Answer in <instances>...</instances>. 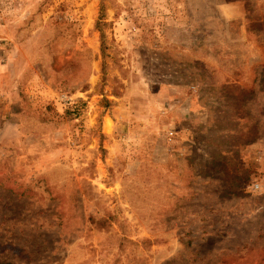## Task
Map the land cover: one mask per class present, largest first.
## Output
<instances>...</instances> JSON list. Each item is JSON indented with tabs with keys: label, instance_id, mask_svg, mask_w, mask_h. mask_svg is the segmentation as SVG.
Segmentation results:
<instances>
[{
	"label": "rangeland",
	"instance_id": "374dc122",
	"mask_svg": "<svg viewBox=\"0 0 264 264\" xmlns=\"http://www.w3.org/2000/svg\"><path fill=\"white\" fill-rule=\"evenodd\" d=\"M1 260L264 264V0H0Z\"/></svg>",
	"mask_w": 264,
	"mask_h": 264
},
{
	"label": "trees",
	"instance_id": "16d2710c",
	"mask_svg": "<svg viewBox=\"0 0 264 264\" xmlns=\"http://www.w3.org/2000/svg\"><path fill=\"white\" fill-rule=\"evenodd\" d=\"M0 264H11V263L8 262V261H5V260H1V261H0Z\"/></svg>",
	"mask_w": 264,
	"mask_h": 264
},
{
	"label": "crops",
	"instance_id": "0c3cea01",
	"mask_svg": "<svg viewBox=\"0 0 264 264\" xmlns=\"http://www.w3.org/2000/svg\"><path fill=\"white\" fill-rule=\"evenodd\" d=\"M7 106V104H5Z\"/></svg>",
	"mask_w": 264,
	"mask_h": 264
}]
</instances>
